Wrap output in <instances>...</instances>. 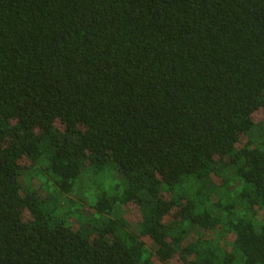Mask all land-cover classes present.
Masks as SVG:
<instances>
[{
  "label": "trees",
  "instance_id": "trees-1",
  "mask_svg": "<svg viewBox=\"0 0 264 264\" xmlns=\"http://www.w3.org/2000/svg\"><path fill=\"white\" fill-rule=\"evenodd\" d=\"M259 111L264 0H0V264H264Z\"/></svg>",
  "mask_w": 264,
  "mask_h": 264
},
{
  "label": "rangeland",
  "instance_id": "rangeland-1",
  "mask_svg": "<svg viewBox=\"0 0 264 264\" xmlns=\"http://www.w3.org/2000/svg\"><path fill=\"white\" fill-rule=\"evenodd\" d=\"M254 120L256 122L263 121L264 120V112L263 111L257 112L254 115ZM57 125H58V127L61 126L59 122H58ZM22 165L25 167V171L28 173V177L31 174V172L33 174H35L34 172H36L37 167L34 168V172H33V171L29 170V163L28 162H22ZM23 176L24 177H21V179H20V183H21L22 187H25V186L29 185L31 187V189H40V187L44 188L42 190V192L40 193L41 198H44L48 194L53 193V188L51 186V182L52 181L47 183L48 179H47L46 176L34 175V176L31 177V179L29 181H26L25 175H23ZM87 180H88L87 177H86V179L85 178L81 179V182H79V186H78V188L76 190L77 194L70 193V194L66 195L65 197H63L64 199L62 201H64V202L66 200H69L70 197H71V200L74 202V204L72 206H70L71 208L69 206L65 207V208H63V211H65V212L67 210L73 211L72 214H74L75 212L79 211L85 217H92L93 216L94 210L89 205L90 201H88V199H91L92 198L91 196H94L95 189H94V186L92 184H91L92 185L91 188H89L88 185H86ZM81 199H83L84 202H82ZM126 208L127 209L124 212V213H126L125 218L130 223L131 230L134 232L138 222L140 221V213H139L138 209L132 204L128 205ZM69 215H71V214H69ZM110 218H111V216H110ZM68 220H69V222H71L72 226H74V227L77 226V221L75 219H73V216H70L68 218ZM203 235L206 236V237H210L211 233L204 232ZM190 238H194V237H190ZM233 240H234V238L232 236H227L225 238V242L227 243L228 247L231 246ZM143 241L145 242V244L147 245V248L149 250L154 251V246H153V244L151 243V241L149 239L145 238V239H143ZM153 261H154L155 264H160L155 259H153ZM168 264H179V263H178L177 259H175V260H172Z\"/></svg>",
  "mask_w": 264,
  "mask_h": 264
}]
</instances>
